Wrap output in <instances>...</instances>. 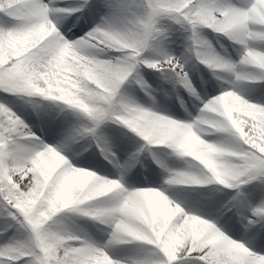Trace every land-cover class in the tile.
<instances>
[{
	"label": "snow or ice",
	"instance_id": "obj_1",
	"mask_svg": "<svg viewBox=\"0 0 264 264\" xmlns=\"http://www.w3.org/2000/svg\"><path fill=\"white\" fill-rule=\"evenodd\" d=\"M0 264H264V0H0Z\"/></svg>",
	"mask_w": 264,
	"mask_h": 264
}]
</instances>
